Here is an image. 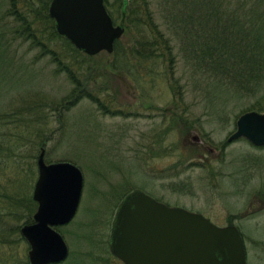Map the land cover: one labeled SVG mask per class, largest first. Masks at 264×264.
<instances>
[{"label": "rangeland", "instance_id": "374dc122", "mask_svg": "<svg viewBox=\"0 0 264 264\" xmlns=\"http://www.w3.org/2000/svg\"><path fill=\"white\" fill-rule=\"evenodd\" d=\"M22 1L18 11L32 21ZM175 1L106 0L115 25L126 29L119 56L68 58L61 40L51 43L50 28L36 23L24 30L9 13L10 0H0V264L29 262L30 245L18 231L24 222L4 202L26 178L33 199L42 143L47 164L69 162L83 175L77 214L57 228L69 248L61 264H123L110 253L109 238L119 203L135 189L217 226L235 225L247 264H264V147L228 143L239 117L264 105V86L238 98L194 80L176 50L173 63L136 58L141 33L154 24L165 29ZM237 3L251 8L230 0L221 10L205 3L195 12L207 17ZM130 12L144 22L138 31L128 29Z\"/></svg>", "mask_w": 264, "mask_h": 264}, {"label": "water", "instance_id": "95a60500", "mask_svg": "<svg viewBox=\"0 0 264 264\" xmlns=\"http://www.w3.org/2000/svg\"><path fill=\"white\" fill-rule=\"evenodd\" d=\"M49 16L58 35L90 57L112 55L125 29L116 26L104 0H52ZM228 142L246 139L264 147V114L241 115ZM33 200L34 223L21 234L30 245V264H60L69 248L57 227L77 214L82 189L81 170L69 162L47 164L45 150L38 161ZM110 252L124 264H247L244 240L234 225L220 227L201 214L170 207L135 189L120 203L109 240Z\"/></svg>", "mask_w": 264, "mask_h": 264}, {"label": "trees", "instance_id": "16d2710c", "mask_svg": "<svg viewBox=\"0 0 264 264\" xmlns=\"http://www.w3.org/2000/svg\"><path fill=\"white\" fill-rule=\"evenodd\" d=\"M51 1H22L23 9L30 11L31 15L29 16L33 18L32 21L25 19V15L18 11L21 10L18 6L21 0H10L9 13L22 22L24 30H30L31 24L34 26L36 23L45 24L46 28H50L51 43H56L57 40H61L63 43L60 46L66 55L62 56L71 58L82 55L84 52L81 53L66 38L57 34L56 23L50 18L48 12ZM219 1L223 2L219 3ZM219 1L203 0L210 8L217 10H221L224 4L230 0ZM201 2V0H177L169 5L173 10L165 12L166 28L160 29L152 21L154 26L148 32L141 33L142 41H138L139 46H133L135 57L138 56L148 61L164 57L169 60V63H173L174 50H176L180 53V57L186 64V69L194 80L216 90L225 91L231 96L252 97L259 88L264 86V12L258 11L264 10V7H258L264 3V0H247L251 4V8L248 10L245 8V3L244 6L237 3L241 6L228 9L225 12L207 13V17L205 15L198 16L195 12L205 5ZM205 6L207 7V5ZM178 8L186 11L175 10ZM132 12L125 16V20L129 21V30L134 28L138 31L144 22L134 19L131 15ZM204 24L208 25V29L201 28L204 27ZM28 35L35 39L33 34L29 33ZM144 36L148 39H145ZM38 44L40 43L38 42ZM122 48L121 39L116 43L115 51L111 56H119ZM49 53L52 55L54 63H60L58 52ZM67 71L71 72L69 67H67ZM70 79L75 85V79L72 77ZM78 91L80 89L75 87L74 92ZM252 110L264 112V105L258 103L252 106ZM44 146L45 143L40 145L42 147L40 153L42 149H45ZM20 165L25 171L23 163ZM26 182L27 178L26 181L21 180L17 184L20 188L17 196L4 202L8 214L22 220L24 225L34 223L33 215L37 209V204L33 201L31 193L26 191ZM18 231H20V227H18ZM24 264L30 263L26 260Z\"/></svg>", "mask_w": 264, "mask_h": 264}]
</instances>
